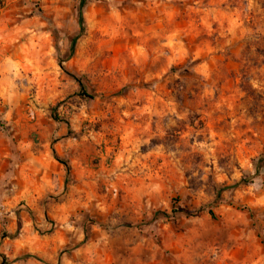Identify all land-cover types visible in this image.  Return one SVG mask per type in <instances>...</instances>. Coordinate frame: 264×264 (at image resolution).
<instances>
[{
	"label": "rangeland",
	"instance_id": "1",
	"mask_svg": "<svg viewBox=\"0 0 264 264\" xmlns=\"http://www.w3.org/2000/svg\"><path fill=\"white\" fill-rule=\"evenodd\" d=\"M80 1L0 0V136L70 169L0 264H264V0Z\"/></svg>",
	"mask_w": 264,
	"mask_h": 264
},
{
	"label": "crops",
	"instance_id": "2",
	"mask_svg": "<svg viewBox=\"0 0 264 264\" xmlns=\"http://www.w3.org/2000/svg\"><path fill=\"white\" fill-rule=\"evenodd\" d=\"M11 148L10 140L0 136V179H8L3 191L0 189V221L19 219L24 232L30 221L31 224L43 221L48 205L45 200L63 190L66 173L53 157L52 149L26 151L22 148L19 161L13 158ZM54 152L58 156L55 148Z\"/></svg>",
	"mask_w": 264,
	"mask_h": 264
},
{
	"label": "trees",
	"instance_id": "3",
	"mask_svg": "<svg viewBox=\"0 0 264 264\" xmlns=\"http://www.w3.org/2000/svg\"><path fill=\"white\" fill-rule=\"evenodd\" d=\"M85 0H81L80 3H79V12H78V22H79V26H80V29H79V36H82L84 33H85V25H84V18H83V15H82V10L84 9L85 7ZM76 40L77 38L73 39L72 42H71V47H70V50L73 51L74 50V46L76 44ZM76 82L78 83L80 89L82 90V84L79 80H76ZM83 93V91H82ZM84 95V93H83ZM85 96V95H84ZM52 153H53V157L55 158V160L62 164L64 167H65V173H66V179H68V176H69V167L65 164V163H62L60 162L57 157H56V154L54 152V150H52ZM264 164V153L261 154L257 159H256V162H255V175H259L260 174V171H261V165ZM253 179L255 178V176L252 177ZM251 179H247V178H244L241 180V183L242 185H248L250 183ZM220 191L221 190H218L216 191L217 193V197L220 196ZM202 212H207L209 215L213 216V213L212 211L209 209V208H201L199 209V211L197 213H202ZM174 214V213H173ZM187 215H190L189 213H187ZM159 216H162V217H169L170 215H168L166 212H158L155 214V217H159ZM17 227H18V230L16 232V235H18L19 231H20V227H21V222L20 220L18 219L17 221Z\"/></svg>",
	"mask_w": 264,
	"mask_h": 264
}]
</instances>
